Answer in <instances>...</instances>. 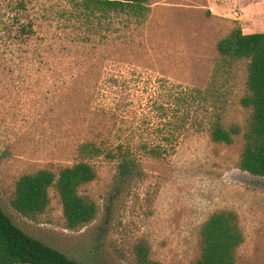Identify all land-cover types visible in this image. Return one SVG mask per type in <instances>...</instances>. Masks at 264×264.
Segmentation results:
<instances>
[{"label":"trees","instance_id":"16d2710c","mask_svg":"<svg viewBox=\"0 0 264 264\" xmlns=\"http://www.w3.org/2000/svg\"><path fill=\"white\" fill-rule=\"evenodd\" d=\"M34 1L0 0V99L11 85L24 91L34 89L38 98L35 116L42 121L64 105L57 102L60 96L88 95V103L93 101L94 105H89L86 113L100 120L90 127L94 137H86L76 146L78 160L71 164L49 162L19 175L9 199L16 211L40 221L54 193L61 205L64 227L80 230L93 223L100 212L98 202L84 191L98 178L94 159L104 156L117 160L123 176L140 174L142 155L164 159L183 137L200 131H207L217 144L232 145L239 139L238 167L264 177V29L245 33L241 27L231 28L216 43L209 83L189 87L162 76L143 81L138 69L130 67L126 72V62L105 54L106 48L116 42L114 33L145 22L150 0H62L43 4L32 13L34 7L30 5ZM39 18L44 21L39 23ZM111 65L118 68L107 70L106 77H101V71ZM239 65L246 68L245 89L239 102L247 116L242 122H227V78ZM96 68L100 77L85 93L80 85L83 81L86 85ZM145 93L151 101L145 104L146 117L139 119V110H132L134 116L129 122L124 112L130 111L127 108L134 103L131 97L141 105ZM119 121L129 123L127 129L121 125L114 131ZM124 130H130L129 134ZM3 156L0 154V159ZM245 239L238 212L216 209L198 229L197 255L190 264H243L239 250ZM113 249L131 264H164L153 256L144 236L130 247L115 244ZM0 264L87 263L28 234L0 205Z\"/></svg>","mask_w":264,"mask_h":264},{"label":"rangeland","instance_id":"374dc122","mask_svg":"<svg viewBox=\"0 0 264 264\" xmlns=\"http://www.w3.org/2000/svg\"><path fill=\"white\" fill-rule=\"evenodd\" d=\"M57 2L62 0H35L30 5L35 10L31 11ZM43 23L46 29L47 22ZM235 26L245 33L262 31L264 0H150L145 22L114 33L116 42L105 54L126 62V72L130 67L138 69L143 81L162 76L185 86L205 87L215 66L216 43ZM114 68L118 67L102 70L101 77ZM99 72L94 69L86 85L81 83L85 93L100 77ZM245 79L242 65L227 78V122H242L247 116L239 102ZM3 94L0 154L5 156L0 159V205L28 234L87 264H131L116 254L113 245L130 247L144 236L153 256L164 264H190L197 255V232L202 222L216 209L231 208L240 215L246 236L239 250L242 263L264 264V177L238 167L239 139L232 145L217 144L207 131L189 133L164 159L142 155L140 174L123 176L117 160L104 156L94 159L98 178L84 191L98 202L100 212L93 223L80 230L64 227L54 193L42 220L23 216L9 200L19 175L49 162L71 164L78 160L76 146L86 137H94L90 127L100 117L86 113L89 105H94L93 101L88 103V95L60 96L57 102L64 105L56 109L58 113L41 121L35 116L38 98L34 89L24 91L11 85ZM131 98L134 103L127 108L130 111L125 110L124 118L132 121V110H139V119L146 117L145 104L151 102L148 93L142 96L141 105L136 97ZM127 124L119 121L114 131L121 125L127 129ZM129 132L124 130L127 135Z\"/></svg>","mask_w":264,"mask_h":264}]
</instances>
